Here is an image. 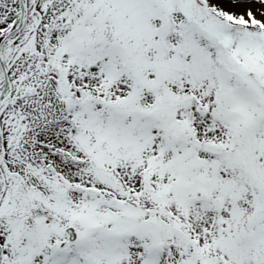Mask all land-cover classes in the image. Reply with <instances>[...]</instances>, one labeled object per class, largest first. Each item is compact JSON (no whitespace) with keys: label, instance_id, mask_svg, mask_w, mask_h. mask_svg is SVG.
Wrapping results in <instances>:
<instances>
[{"label":"snow or ice","instance_id":"6c2138e0","mask_svg":"<svg viewBox=\"0 0 264 264\" xmlns=\"http://www.w3.org/2000/svg\"><path fill=\"white\" fill-rule=\"evenodd\" d=\"M0 264H264V0H0Z\"/></svg>","mask_w":264,"mask_h":264}]
</instances>
